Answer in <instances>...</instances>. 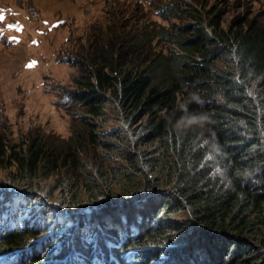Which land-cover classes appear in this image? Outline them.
I'll return each instance as SVG.
<instances>
[{
	"label": "trees",
	"instance_id": "16d2710c",
	"mask_svg": "<svg viewBox=\"0 0 264 264\" xmlns=\"http://www.w3.org/2000/svg\"><path fill=\"white\" fill-rule=\"evenodd\" d=\"M200 4L176 29L171 53L153 52V41L132 32L116 42L100 37L79 79L82 91L71 94L88 113L71 142L35 137L26 149H11L0 137V167L14 169L8 184L0 180V216L8 220L0 225V257L264 264V21L228 24L225 10ZM170 35L152 30L142 39ZM108 107L122 127L97 136ZM198 112L212 122L177 128ZM85 138L102 147L87 161ZM59 192L66 207L46 203ZM85 205L108 210L85 215ZM187 211L188 221L176 220Z\"/></svg>",
	"mask_w": 264,
	"mask_h": 264
},
{
	"label": "rangeland",
	"instance_id": "374dc122",
	"mask_svg": "<svg viewBox=\"0 0 264 264\" xmlns=\"http://www.w3.org/2000/svg\"><path fill=\"white\" fill-rule=\"evenodd\" d=\"M200 2L225 10L228 24L247 16L264 21V0H0V137L11 149H26L35 137L62 145L71 142L77 120L88 115L71 94L82 91L79 79L95 55L94 45L102 43L100 37L116 42L121 32H132L138 41H153V52L171 53L176 29L191 22V5L200 9ZM171 7L181 9L168 12ZM162 8L168 11L159 14ZM152 30L173 36L160 43L159 37L142 39ZM106 110L97 122V136L122 127L114 108ZM83 142L84 159H94L102 147L90 146L87 138ZM13 170L0 167L3 185ZM49 197L47 204L66 207L60 192ZM182 215L176 220L190 219L188 211ZM7 221L0 216V225Z\"/></svg>",
	"mask_w": 264,
	"mask_h": 264
},
{
	"label": "clouds",
	"instance_id": "9594fccd",
	"mask_svg": "<svg viewBox=\"0 0 264 264\" xmlns=\"http://www.w3.org/2000/svg\"><path fill=\"white\" fill-rule=\"evenodd\" d=\"M191 99L196 102L197 104H202L200 97L198 95L192 94ZM212 122L211 116L207 112H198V113H186L184 116H182L177 121V128H188L195 125L198 126H204L206 124H210ZM54 206H58L59 203L53 202ZM94 208H87V213L85 215H91L94 213H99L102 211H99L96 209L95 211H92ZM83 211V210H82Z\"/></svg>",
	"mask_w": 264,
	"mask_h": 264
},
{
	"label": "water",
	"instance_id": "95a60500",
	"mask_svg": "<svg viewBox=\"0 0 264 264\" xmlns=\"http://www.w3.org/2000/svg\"><path fill=\"white\" fill-rule=\"evenodd\" d=\"M98 210L99 211H105V210H108V209H107V207H105V208L104 207H101V208L99 207Z\"/></svg>",
	"mask_w": 264,
	"mask_h": 264
},
{
	"label": "snow or ice",
	"instance_id": "6c2138e0",
	"mask_svg": "<svg viewBox=\"0 0 264 264\" xmlns=\"http://www.w3.org/2000/svg\"><path fill=\"white\" fill-rule=\"evenodd\" d=\"M0 19H3V17H0Z\"/></svg>",
	"mask_w": 264,
	"mask_h": 264
}]
</instances>
